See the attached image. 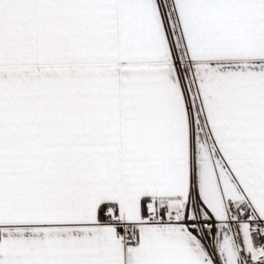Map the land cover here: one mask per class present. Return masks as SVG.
I'll return each mask as SVG.
<instances>
[{
    "label": "snow or ice",
    "instance_id": "obj_1",
    "mask_svg": "<svg viewBox=\"0 0 264 264\" xmlns=\"http://www.w3.org/2000/svg\"><path fill=\"white\" fill-rule=\"evenodd\" d=\"M0 264H264V0H0Z\"/></svg>",
    "mask_w": 264,
    "mask_h": 264
}]
</instances>
